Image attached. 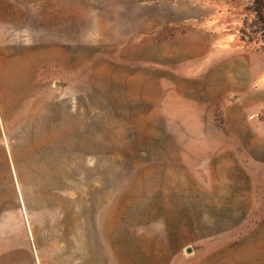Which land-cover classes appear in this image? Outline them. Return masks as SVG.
Wrapping results in <instances>:
<instances>
[{"label": "rangeland", "instance_id": "1", "mask_svg": "<svg viewBox=\"0 0 264 264\" xmlns=\"http://www.w3.org/2000/svg\"><path fill=\"white\" fill-rule=\"evenodd\" d=\"M88 235L90 264H264L254 0H0V264Z\"/></svg>", "mask_w": 264, "mask_h": 264}, {"label": "crops", "instance_id": "2", "mask_svg": "<svg viewBox=\"0 0 264 264\" xmlns=\"http://www.w3.org/2000/svg\"><path fill=\"white\" fill-rule=\"evenodd\" d=\"M73 250L70 249V251H68L67 253V257H66V261L64 260V258H60L59 257L56 259L54 256H52L51 258V264H72V261L69 260V256L72 254ZM78 252L82 253V264H90V257H91V240H90V235L87 236L86 240H83V244H82V249H78ZM77 252V253H78ZM75 253V251H74ZM73 253V254H74ZM6 262V261H5Z\"/></svg>", "mask_w": 264, "mask_h": 264}, {"label": "trees", "instance_id": "3", "mask_svg": "<svg viewBox=\"0 0 264 264\" xmlns=\"http://www.w3.org/2000/svg\"><path fill=\"white\" fill-rule=\"evenodd\" d=\"M254 10L256 11L258 19L264 25V0H254Z\"/></svg>", "mask_w": 264, "mask_h": 264}]
</instances>
